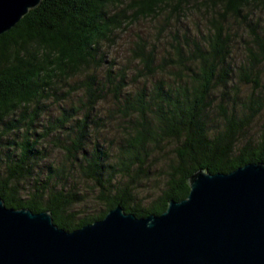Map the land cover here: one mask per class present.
I'll use <instances>...</instances> for the list:
<instances>
[{
  "label": "trees",
  "instance_id": "obj_1",
  "mask_svg": "<svg viewBox=\"0 0 264 264\" xmlns=\"http://www.w3.org/2000/svg\"><path fill=\"white\" fill-rule=\"evenodd\" d=\"M190 6L203 10L205 30L191 38L171 30L164 37L168 47L159 53L155 40L137 36L128 52L132 79L141 82L127 88L128 65H114L104 45L140 18L161 16L167 22L172 12ZM256 8L264 10V0H39L0 33L4 205L47 210L53 223L71 230L103 217L116 204L136 217L159 214L170 199L186 196L187 177L198 168L228 172L264 162V117L256 138L248 133L264 108V13L253 17ZM236 38H241L242 57L233 62ZM239 83L249 86L244 93ZM77 90L67 105L59 102ZM106 94L123 129L110 159L96 142L86 147L92 111ZM44 100L59 103L58 112L36 130ZM64 128L63 149L77 161L79 176L91 182L100 204L96 212L73 209L83 195L64 183L62 168L55 174L34 172L42 158L41 141ZM155 156H160L156 168L163 182L143 199L137 186Z\"/></svg>",
  "mask_w": 264,
  "mask_h": 264
},
{
  "label": "water",
  "instance_id": "obj_2",
  "mask_svg": "<svg viewBox=\"0 0 264 264\" xmlns=\"http://www.w3.org/2000/svg\"><path fill=\"white\" fill-rule=\"evenodd\" d=\"M38 2L0 0V33ZM187 185L159 214L136 217L116 204L71 230L47 210L0 198V264H264V162L198 168Z\"/></svg>",
  "mask_w": 264,
  "mask_h": 264
},
{
  "label": "rangeland",
  "instance_id": "obj_3",
  "mask_svg": "<svg viewBox=\"0 0 264 264\" xmlns=\"http://www.w3.org/2000/svg\"><path fill=\"white\" fill-rule=\"evenodd\" d=\"M264 13V10L255 9L253 17H258ZM204 12L195 6H190L182 13L176 14L172 12V15L167 22H163L161 16H154L149 18H140L137 21L132 22L130 25L124 29L118 31L113 42L105 44L103 48L106 49V57H112L114 60V65H128L127 80L129 86L127 88H132L138 86L141 81L138 79H132L131 68L134 63L131 61L129 46L132 44L133 40L138 37H144L145 40L150 42V40H155L157 52L164 51L168 47L167 42L164 37L169 38L171 36V30H177L179 34L183 31L188 33L189 38L195 37L200 31H204L206 27V22L204 20ZM260 17V16H259ZM261 23V21H260ZM165 26L166 29H160L159 26ZM242 30V35L244 30ZM160 31V34H159ZM162 34V36H161ZM164 34V35H163ZM160 38L155 39L156 36ZM241 38H236L234 41L232 51L230 52V59L233 62H238L242 57V47ZM137 81V82H136ZM137 84V85H136ZM241 86V93H244L248 89V85L239 83ZM61 87H65L66 84L61 83ZM80 90L69 95L67 100L59 101L62 105H67L69 101H73ZM42 106L45 107V112L36 124V130L39 129V124L45 121L46 116L58 112L59 103L56 101L44 100ZM115 108L112 97L110 94H106L102 99H100L92 111V120L89 123V135L86 141L87 149H90L91 145L96 142L99 148L104 150V158H113L116 143L120 141V134L123 129L120 128L121 123L118 120L117 115H113L112 109ZM264 117V108L253 117L252 121L248 127V133H251L253 138H256L258 133V127L260 122ZM42 125V124H41ZM67 134L65 128L59 131H55L53 134L49 135L48 138L41 141V154L42 158L39 160L34 168V172L41 174L51 169L53 174L57 173L59 168H62L65 175L64 183L67 185H74L76 189L83 195L82 202L75 204L73 209L77 212L92 213L100 209V204L94 199L95 192L91 190V182L84 177L79 176L77 161H74L69 154L63 149V145L66 143ZM150 160V166H148L147 178L142 180L137 186L138 197H144L143 199L151 198L156 193V188L163 182L162 172L156 167L160 165L157 162V158L160 156H155ZM50 170V171H51ZM40 171H42L40 173ZM59 175V174H58ZM53 180L57 183L61 182V179L54 175ZM25 186L29 185V180L24 183ZM157 186V187H156ZM78 215H82L77 213Z\"/></svg>",
  "mask_w": 264,
  "mask_h": 264
}]
</instances>
